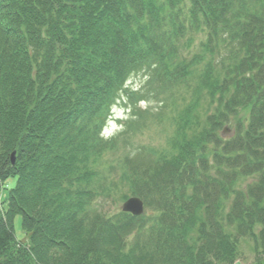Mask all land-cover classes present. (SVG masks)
<instances>
[{"label":"trees","instance_id":"16d2710c","mask_svg":"<svg viewBox=\"0 0 264 264\" xmlns=\"http://www.w3.org/2000/svg\"><path fill=\"white\" fill-rule=\"evenodd\" d=\"M187 27L229 58L195 87L194 64L176 61ZM140 73L128 132L143 126L138 103L184 82L198 98L177 117L171 155L125 157L148 215L110 217L94 207V166L114 143L101 132ZM202 99L218 110L190 136ZM239 113L225 140L219 130ZM11 178L0 264H235L243 238L264 263V0H0V189ZM19 216L29 244L15 234Z\"/></svg>","mask_w":264,"mask_h":264},{"label":"rangeland","instance_id":"374dc122","mask_svg":"<svg viewBox=\"0 0 264 264\" xmlns=\"http://www.w3.org/2000/svg\"><path fill=\"white\" fill-rule=\"evenodd\" d=\"M181 23L183 22L181 21ZM209 42L206 33L200 31L196 33V30L187 27L185 36H182L179 43L176 44L179 51L176 61L180 62L183 66L194 64L192 74L186 78L188 79L186 82H194L193 87H195L197 78L199 75H203L205 69L221 64L223 60L227 64V59H229L228 53L212 52L213 48H208L209 45H212L208 44ZM145 80L146 78H144L143 73L131 77L123 90L124 92H120L121 99L115 103L114 109L109 113L110 117L107 116L106 118L108 119L109 117L111 122H106L107 135L104 139L110 140V142L114 140V143L112 144L113 147H108L103 151L102 155L97 158L94 166L98 172V184L102 185L101 189H99L101 194L94 207L110 217L122 212L124 203L133 197L130 184L123 178V175L127 172L126 167H124L125 157L133 154V159H137L136 161L138 162V160L145 161L149 159L151 155L155 158L171 155V144L177 129V117L184 106H190L192 101L198 98L197 95H193L192 89H184L183 85L186 83L184 82L177 89L170 91L168 95H164L159 99L153 98L150 103L142 102L141 105L138 103L137 108L140 109L141 107L140 110L143 115V126L139 127L138 124H135L137 126L134 130L128 132L126 125L130 120L131 123H136L137 118L136 115L131 118L132 107L127 105L129 104L127 98H129L130 93H135L137 90L140 91L144 87ZM164 98L166 100L163 104L162 100ZM217 110V101L212 103L209 100L202 99L196 113V121L199 122H197V126L192 127L193 130L189 132V135L192 136L196 131L202 130L206 126V120L213 116ZM242 116L243 113H239L237 116H229L228 122L223 124L218 134L225 140L231 137ZM118 117L121 120H117ZM126 130L129 134L126 133ZM132 163L129 162L128 164ZM253 181L254 179L251 177L243 178L239 180L237 189L244 191ZM16 183L17 178H12L8 180L4 188L0 189V211L7 208L10 190L16 186ZM230 203L231 201L227 205L229 206ZM227 212L228 209H226L224 215ZM145 213L148 215V210L145 209ZM14 231L19 241L23 244H29V236L26 235L22 228L21 216L15 220ZM226 231L229 233L233 232L231 228H226ZM255 261V246L253 241L247 238L241 239L239 243V257L236 264H256ZM261 264L264 263L262 262Z\"/></svg>","mask_w":264,"mask_h":264},{"label":"water","instance_id":"95a60500","mask_svg":"<svg viewBox=\"0 0 264 264\" xmlns=\"http://www.w3.org/2000/svg\"><path fill=\"white\" fill-rule=\"evenodd\" d=\"M16 153L12 155V163H15ZM122 211L126 214H131L135 217H140L144 214L145 206L144 202L138 197H132L128 199L122 208Z\"/></svg>","mask_w":264,"mask_h":264},{"label":"bare ground","instance_id":"6f19581e","mask_svg":"<svg viewBox=\"0 0 264 264\" xmlns=\"http://www.w3.org/2000/svg\"><path fill=\"white\" fill-rule=\"evenodd\" d=\"M12 179V178H11ZM27 235V234H26ZM19 241V240H18ZM21 243V241H19Z\"/></svg>","mask_w":264,"mask_h":264}]
</instances>
